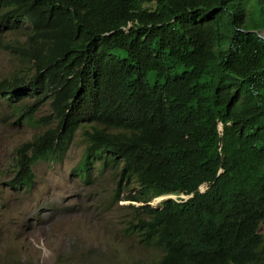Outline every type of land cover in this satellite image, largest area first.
Instances as JSON below:
<instances>
[{
	"label": "trees",
	"instance_id": "1",
	"mask_svg": "<svg viewBox=\"0 0 264 264\" xmlns=\"http://www.w3.org/2000/svg\"><path fill=\"white\" fill-rule=\"evenodd\" d=\"M20 31L29 67L0 105L52 114L7 186L29 190L80 136L73 175L143 202L128 231L161 250L150 264H264V0H0V48Z\"/></svg>",
	"mask_w": 264,
	"mask_h": 264
},
{
	"label": "rangeland",
	"instance_id": "2",
	"mask_svg": "<svg viewBox=\"0 0 264 264\" xmlns=\"http://www.w3.org/2000/svg\"><path fill=\"white\" fill-rule=\"evenodd\" d=\"M3 40L8 47L0 48V80L29 67L25 53L18 51L27 43V34H7ZM18 112L0 105V264H150L159 259L160 249L128 231L138 214L132 205L143 202L122 197L114 203L110 173L100 176L96 171L91 183L73 175L84 152L80 136L62 163L41 161L34 166L36 181L29 190L6 185L16 147L42 133L52 114L50 106L43 105L32 126ZM161 200L155 197L149 204ZM260 229L264 232V224Z\"/></svg>",
	"mask_w": 264,
	"mask_h": 264
},
{
	"label": "clouds",
	"instance_id": "3",
	"mask_svg": "<svg viewBox=\"0 0 264 264\" xmlns=\"http://www.w3.org/2000/svg\"><path fill=\"white\" fill-rule=\"evenodd\" d=\"M220 125H222V124H220ZM222 127H223V126H222ZM221 131H222V130H221ZM203 186H205V185H202V186L200 187L201 191H204V190L206 189V186H205V189H202ZM166 196H168L167 198H175V197H174L175 195H172V194L162 195V196H156V197H161V199L164 200V199H166ZM184 196H186V197H184ZM181 197H183V198H188L189 196H188V195H184V194H182ZM154 198H155V197H154ZM162 200H161V201H162ZM160 203H161V202H160ZM158 205H159V204H158ZM156 206H157V205H156Z\"/></svg>",
	"mask_w": 264,
	"mask_h": 264
},
{
	"label": "water",
	"instance_id": "4",
	"mask_svg": "<svg viewBox=\"0 0 264 264\" xmlns=\"http://www.w3.org/2000/svg\"><path fill=\"white\" fill-rule=\"evenodd\" d=\"M261 36H263V37H264V33H262V34H261ZM222 129H223V127H222V125H221V130H222ZM166 198H167V197H166Z\"/></svg>",
	"mask_w": 264,
	"mask_h": 264
},
{
	"label": "bare ground",
	"instance_id": "5",
	"mask_svg": "<svg viewBox=\"0 0 264 264\" xmlns=\"http://www.w3.org/2000/svg\"><path fill=\"white\" fill-rule=\"evenodd\" d=\"M161 199V197H156V201H158V200H160Z\"/></svg>",
	"mask_w": 264,
	"mask_h": 264
}]
</instances>
